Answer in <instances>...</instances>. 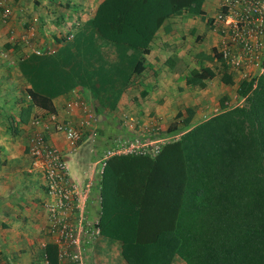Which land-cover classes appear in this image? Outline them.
<instances>
[{
    "label": "trees",
    "instance_id": "1",
    "mask_svg": "<svg viewBox=\"0 0 264 264\" xmlns=\"http://www.w3.org/2000/svg\"><path fill=\"white\" fill-rule=\"evenodd\" d=\"M204 2L102 0L58 50L18 62L30 83L20 120L30 122L36 106L56 113L54 99L77 86L115 108L145 70L151 43L169 18L186 13L213 25ZM200 56L221 62L222 80L234 83L217 48ZM216 74L213 66L193 68L187 84L204 87ZM238 93L243 103L223 99L221 111L195 125L193 106L179 110L165 133L178 137L158 154L107 160L102 237L120 243L126 264H173L177 257L187 264H264V70L243 80ZM42 252L43 264H59L57 244L47 242Z\"/></svg>",
    "mask_w": 264,
    "mask_h": 264
},
{
    "label": "crops",
    "instance_id": "2",
    "mask_svg": "<svg viewBox=\"0 0 264 264\" xmlns=\"http://www.w3.org/2000/svg\"><path fill=\"white\" fill-rule=\"evenodd\" d=\"M101 1L96 2L90 17ZM225 4L229 7H222ZM233 5V0H205L207 16L215 18L213 25L200 16H188L186 13L169 18L151 43V52L146 54L145 70L122 93L117 108L127 100L129 93L139 91L145 97L143 105L146 111L152 108L163 111L174 107L178 113L179 110L184 111L186 107L193 106L196 114L192 125H195L216 114L208 113L213 105L218 103L219 106L214 107V110L221 111L223 99L228 105L243 103L245 98L239 95L238 87L243 80L254 78L235 71L234 83H226L222 80L224 68L221 63L217 59L212 61L200 56L202 52L212 53L214 48L221 50L227 32L225 23L218 16L222 11L228 12ZM72 17L66 16L68 28L72 24L75 26L76 20L73 21ZM90 17H85L83 21ZM43 34L46 37L45 30ZM175 60L172 66L170 62ZM202 66L215 67L217 74L208 79L204 87L188 85L186 79L190 71ZM235 98L236 101H233ZM29 99L30 96L25 95L22 103H28ZM13 102L15 105V101H12L6 108H12L10 106ZM54 102L56 113L36 106L28 123L20 120L22 103L14 106L16 110L0 108V264H43L34 256L42 255L47 239H51L46 229L49 222L48 203L53 201V197L47 193L31 150L35 145L36 133L41 131L40 121L54 114L59 120H69L83 132L85 128L95 126L98 118L100 121L108 113L105 106L84 86H77L57 96ZM9 114L14 117H11L12 122L7 125L8 119L5 116ZM139 116H142L139 120L144 126L136 125L132 130L144 135L145 140H162L161 131L157 135V127L154 129V125H148L153 123L148 122L145 113ZM48 125L49 141L61 150L72 177L79 182L91 180L96 184L100 174L98 161L112 146L103 150L102 146L93 144V132L85 139L81 133L79 140L72 143L64 131L57 129L55 121H50ZM99 197L100 200L93 197V204L87 205V213L94 219L101 217V192Z\"/></svg>",
    "mask_w": 264,
    "mask_h": 264
},
{
    "label": "rangeland",
    "instance_id": "3",
    "mask_svg": "<svg viewBox=\"0 0 264 264\" xmlns=\"http://www.w3.org/2000/svg\"><path fill=\"white\" fill-rule=\"evenodd\" d=\"M97 1L99 0H0V108L16 110L14 106L17 103L20 105L22 99L27 95V88L30 83L24 78L19 68L18 62L21 58L30 53H38L37 51L44 54L58 50L64 45L67 37H73L71 34H75L77 26L82 24L83 19L90 17ZM68 15H73V21L76 20L75 26L72 24L69 28L66 27V16ZM43 30H45L46 37L43 36ZM6 43L11 46H7ZM222 68H224L223 65ZM144 98V95L139 91L135 94L131 92L127 100L121 105L122 107L117 108V105L112 109L105 106L104 108L108 113L100 120L101 123L98 118L95 126L83 130L82 137L85 139L91 132L95 133L91 142L102 146L103 150L108 146H113L117 139L135 138L137 136L142 139L145 136L133 131L132 127L143 125V122L139 120L142 116L139 115L144 113L148 122L153 123L148 125H154V129L157 127V131H159L157 135L160 131L163 133L161 134L163 139L158 140V143L162 141L161 144L163 145L168 139L171 140L174 136L176 137V135L170 136L165 135V133H167L169 125L177 119L178 110L172 107L170 109L165 108L163 111L156 108L146 111L143 105ZM12 101H15V105L13 102L10 106L12 108H6L8 107L7 104ZM233 101H236V98ZM217 106H219L218 103L213 105L208 113H217L214 110V107ZM11 117L14 116L12 114L5 116V119H8L7 125L12 122ZM38 118L41 117L38 115ZM40 126L41 129L40 127L38 129L44 130V127ZM48 129L46 127L44 131L48 133ZM38 135L39 131L36 133V136ZM37 169L42 178L44 175L39 168ZM99 169L100 167H98ZM102 175L103 173H100L97 176L96 184H93L95 189L91 194L90 206L93 204V197L100 200ZM94 185L96 186L94 187ZM47 241L49 242L50 239ZM34 257H38L39 260L37 261L42 262V255ZM84 264H126V262L121 254L120 243L102 237L94 239L87 247ZM173 264L187 263L177 257Z\"/></svg>",
    "mask_w": 264,
    "mask_h": 264
},
{
    "label": "built area",
    "instance_id": "4",
    "mask_svg": "<svg viewBox=\"0 0 264 264\" xmlns=\"http://www.w3.org/2000/svg\"><path fill=\"white\" fill-rule=\"evenodd\" d=\"M233 1L228 12L222 11L218 16L227 32L220 52L230 72L238 71L255 79L264 70V0ZM50 121H55L57 129L64 131L72 143L79 140L81 129L70 121L59 120L51 114L47 120L40 121L44 130L49 128ZM44 130L34 139L31 150L35 166L44 175L47 193L53 197L48 203L46 232L51 238L49 242L58 246L59 264H84L87 247L94 239L102 238L100 219L87 213L93 183L91 180L79 182L72 177L61 150L49 141ZM158 142L138 136L119 139L98 161V172H104L107 160L115 154H158L162 141Z\"/></svg>",
    "mask_w": 264,
    "mask_h": 264
},
{
    "label": "clouds",
    "instance_id": "5",
    "mask_svg": "<svg viewBox=\"0 0 264 264\" xmlns=\"http://www.w3.org/2000/svg\"><path fill=\"white\" fill-rule=\"evenodd\" d=\"M72 36H74V35H72ZM68 38H71V37H68Z\"/></svg>",
    "mask_w": 264,
    "mask_h": 264
}]
</instances>
